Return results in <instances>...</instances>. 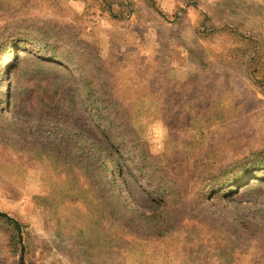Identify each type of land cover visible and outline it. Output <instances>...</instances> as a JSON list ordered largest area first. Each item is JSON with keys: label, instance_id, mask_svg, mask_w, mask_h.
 I'll use <instances>...</instances> for the list:
<instances>
[{"label": "rangeland", "instance_id": "1", "mask_svg": "<svg viewBox=\"0 0 264 264\" xmlns=\"http://www.w3.org/2000/svg\"><path fill=\"white\" fill-rule=\"evenodd\" d=\"M65 1L0 0V264H264V0Z\"/></svg>", "mask_w": 264, "mask_h": 264}, {"label": "trees", "instance_id": "2", "mask_svg": "<svg viewBox=\"0 0 264 264\" xmlns=\"http://www.w3.org/2000/svg\"><path fill=\"white\" fill-rule=\"evenodd\" d=\"M60 1V3H62V1L64 2V4H66L67 5V2L65 1V0H59ZM131 1V0H130ZM133 1V0H132ZM68 6V5H67ZM11 47H9V49H10ZM100 60V59H99ZM99 60H98V62H99ZM201 115V114H200ZM200 115H198V116H200ZM197 117V116H196ZM196 120V119H195ZM0 217H2V218H5L6 220H7V222H9L11 225H13L14 226V228L15 229H18V227H17V225H16V223H15V221L13 220V219H11V218H9V217H7V216H5L4 214H1L0 213Z\"/></svg>", "mask_w": 264, "mask_h": 264}]
</instances>
